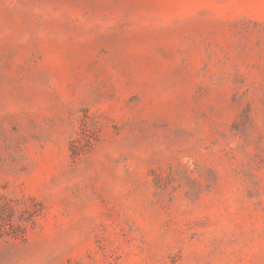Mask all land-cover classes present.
Wrapping results in <instances>:
<instances>
[{"label": "rangeland", "instance_id": "374dc122", "mask_svg": "<svg viewBox=\"0 0 264 264\" xmlns=\"http://www.w3.org/2000/svg\"><path fill=\"white\" fill-rule=\"evenodd\" d=\"M0 264H264V0H0Z\"/></svg>", "mask_w": 264, "mask_h": 264}]
</instances>
